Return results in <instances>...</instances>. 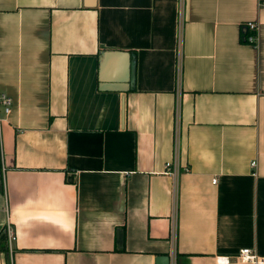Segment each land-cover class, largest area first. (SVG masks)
I'll return each mask as SVG.
<instances>
[{
	"label": "crops",
	"instance_id": "1",
	"mask_svg": "<svg viewBox=\"0 0 264 264\" xmlns=\"http://www.w3.org/2000/svg\"><path fill=\"white\" fill-rule=\"evenodd\" d=\"M84 4L0 0V264H258L264 0Z\"/></svg>",
	"mask_w": 264,
	"mask_h": 264
},
{
	"label": "built area",
	"instance_id": "2",
	"mask_svg": "<svg viewBox=\"0 0 264 264\" xmlns=\"http://www.w3.org/2000/svg\"><path fill=\"white\" fill-rule=\"evenodd\" d=\"M264 8V4L262 5ZM244 27L247 29V33L245 35L246 40L249 42H255L257 39V32H258V24L255 21H247L244 23ZM182 23L181 20H179V35L178 40L179 43L181 42V34H182ZM180 51V47H179ZM178 59H177V88H180V67H181V56L180 52H178ZM11 98L9 95L5 93H0V109L2 108L5 113H9L11 108ZM180 102L179 99L176 100L175 104V113H174V124H173V149H172V157L169 161L165 163V171L168 174L173 175L174 177H177V174L179 172V148H180V111H179ZM255 161L251 163L252 166H255ZM185 171H187V168H184ZM214 182H216V179H213ZM4 232L6 234V239L8 246L11 250L12 243L16 239V235L14 233V229L9 221L7 220V223L4 226ZM240 260L247 261V262H255L258 264H261L264 262V259L262 257L257 256L255 253L251 252L250 249L245 248L242 249L238 255Z\"/></svg>",
	"mask_w": 264,
	"mask_h": 264
},
{
	"label": "water",
	"instance_id": "3",
	"mask_svg": "<svg viewBox=\"0 0 264 264\" xmlns=\"http://www.w3.org/2000/svg\"><path fill=\"white\" fill-rule=\"evenodd\" d=\"M95 0H85V6H93ZM133 79V69L131 67V75H130V81L132 83ZM0 177H1V171H0ZM2 187V184H0V188ZM155 264H171V258L169 254H160L155 257Z\"/></svg>",
	"mask_w": 264,
	"mask_h": 264
},
{
	"label": "trees",
	"instance_id": "4",
	"mask_svg": "<svg viewBox=\"0 0 264 264\" xmlns=\"http://www.w3.org/2000/svg\"><path fill=\"white\" fill-rule=\"evenodd\" d=\"M0 250H2V251L7 250V244H6V238H5L4 230H2V232L0 233Z\"/></svg>",
	"mask_w": 264,
	"mask_h": 264
}]
</instances>
